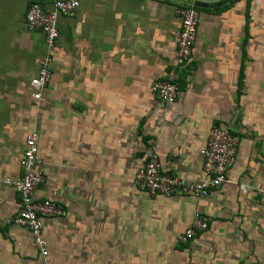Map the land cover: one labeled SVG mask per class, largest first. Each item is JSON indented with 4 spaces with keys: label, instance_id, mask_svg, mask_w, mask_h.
I'll use <instances>...</instances> for the list:
<instances>
[{
    "label": "crops",
    "instance_id": "0c3cea01",
    "mask_svg": "<svg viewBox=\"0 0 264 264\" xmlns=\"http://www.w3.org/2000/svg\"><path fill=\"white\" fill-rule=\"evenodd\" d=\"M52 0H0V218L17 213L20 159L39 133L44 263L29 230L0 223V264H264V0H79L58 16L43 99L30 80L44 49L26 9ZM199 10L191 56L180 60L178 5ZM177 85L162 103L151 85ZM239 142L227 181L204 198L151 196L134 184L153 136L163 171L202 178L209 130ZM195 212L207 222L177 236Z\"/></svg>",
    "mask_w": 264,
    "mask_h": 264
},
{
    "label": "built area",
    "instance_id": "2783aa9c",
    "mask_svg": "<svg viewBox=\"0 0 264 264\" xmlns=\"http://www.w3.org/2000/svg\"><path fill=\"white\" fill-rule=\"evenodd\" d=\"M79 7V0H52V8L44 10L39 2H32L25 12V22L30 30L38 31L43 36L44 49L38 61L37 72L30 80L34 92L35 104L43 99V90L51 76V64L59 37L58 16H72ZM175 13L180 17L181 26L176 31V50L180 60L191 56L196 39L199 17L193 5H179ZM152 92L162 103H173L178 95L177 85L166 80H157L151 85ZM39 133L30 131L26 136V148L20 159L21 175L7 178L5 183L14 187L19 195V209L16 214L0 218V223L26 227L43 260L47 262V241L42 235L43 219L48 216L61 215L63 210L56 202L49 199H36V189L44 181L41 160L38 158ZM238 136L223 127L209 130L205 147L201 150L203 157L202 178L189 181L163 171L153 136L146 140L145 160L134 175V184L151 196L165 198L190 196L204 198L211 195L215 188L227 181V171L236 158ZM207 227L206 220L195 212L192 222L178 234L177 241L186 243L197 231Z\"/></svg>",
    "mask_w": 264,
    "mask_h": 264
},
{
    "label": "water",
    "instance_id": "95a60500",
    "mask_svg": "<svg viewBox=\"0 0 264 264\" xmlns=\"http://www.w3.org/2000/svg\"><path fill=\"white\" fill-rule=\"evenodd\" d=\"M194 5L195 6H200V7H208L209 6V4L208 3H206V2H196V3H194Z\"/></svg>",
    "mask_w": 264,
    "mask_h": 264
},
{
    "label": "trees",
    "instance_id": "16d2710c",
    "mask_svg": "<svg viewBox=\"0 0 264 264\" xmlns=\"http://www.w3.org/2000/svg\"><path fill=\"white\" fill-rule=\"evenodd\" d=\"M179 6V5H178ZM194 7V10H195V12H196V14H197V16L199 17V10H201V9H203V8H199V7H196V6H193ZM198 24H199V22H198Z\"/></svg>",
    "mask_w": 264,
    "mask_h": 264
}]
</instances>
